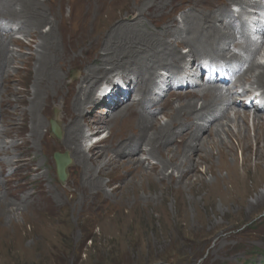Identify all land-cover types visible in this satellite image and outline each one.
<instances>
[{
    "label": "bare ground",
    "instance_id": "bare-ground-1",
    "mask_svg": "<svg viewBox=\"0 0 264 264\" xmlns=\"http://www.w3.org/2000/svg\"><path fill=\"white\" fill-rule=\"evenodd\" d=\"M118 1H79L75 6L74 17L79 27L73 28L77 35L70 39L68 35L71 34L61 27V10L65 5L70 6L71 0H0V17L8 22H16L15 25L19 26L17 31L33 39L29 41L31 44L24 45L0 31V87L5 89L2 93L0 91V151L3 138L17 129V118L23 116V110L12 108L14 103L22 105L25 97L19 98L20 93L14 88V76L10 69H34L37 87L29 109L35 123L32 126L33 135H37L44 125L36 116L41 107V97L48 96L50 92L55 95L63 93L68 97V107L61 111L56 109L53 122L59 132L63 131L62 140L67 155L81 168V180L74 189L80 196L88 198L101 195L107 185L102 182V177H109L117 171L118 175L112 178V181L118 182L115 189L134 190L138 178L149 183L163 184L167 181L174 185L176 193L188 189L193 195L206 188L209 192H220V186L226 185V191L220 195L223 201H228L229 208L236 205L237 212H252L257 207L262 208L264 193L255 192L253 201L246 202L238 197L234 188H239L241 184L235 166L236 151H240V169L246 175H249L252 157L255 159V168L260 166L259 160L264 158V64L254 62L264 44V27H259L257 22L252 24L258 33L256 35L261 38L258 43L250 39L249 32L246 33V22L236 27L225 19L231 20L226 6L228 2L238 7L237 18H243L246 12L252 14L264 8V0L245 3V7L242 0H223L221 8L217 0H122L121 9L132 14L129 23L122 21L119 13H116L120 4ZM172 5L178 11L188 10L181 17L180 24L169 14ZM71 11L70 6L69 18ZM42 26L49 28L42 31ZM10 43L18 50L10 51ZM33 44L36 49L32 48ZM182 48L188 49L187 56L180 53ZM78 53L81 54L79 77L66 84L61 71L66 68L67 60L80 58ZM197 56H203L215 64L223 63L227 72L236 78L238 86L226 89L224 83L208 81L196 86L198 89L185 93L179 92L180 88H177L178 92L172 95L166 93L162 101L153 103L151 96L159 84L154 79L158 71L167 70L175 78L179 77L182 71L178 64L185 57ZM188 68L193 71L187 65L186 70ZM198 68L199 65L196 66ZM119 70L132 75L135 83L133 80L130 84L128 77L127 84H121V90L113 89L103 100L98 98L101 100L99 103H102V111L109 114L107 138L104 140L108 143L103 147L97 143L85 149L81 140L85 138L84 128L88 127L84 113L86 104L92 102L95 86L104 79L106 72ZM242 82L255 86L254 92L262 95L261 104L252 105L251 101L247 107L240 103L242 98L234 90L237 87L241 94L248 93L247 89L241 88ZM162 84L171 86L168 80L162 81ZM128 89L138 94L137 102L128 103V100H124ZM248 94L244 97L249 98ZM9 97L14 99L8 100ZM157 114L165 118L164 124L159 123L155 117ZM248 121H251L250 127ZM22 142L19 145L11 140L15 154L19 156L17 162L20 167L26 156V140ZM139 154L147 157V166L144 159L136 158ZM216 157L219 163L215 164ZM151 161L156 163L152 164ZM10 162V156L5 154L0 159V169L9 166ZM201 166H204L203 171H200ZM169 169L171 173L166 175ZM38 170L35 169L36 172ZM221 170L225 171L226 179L220 175ZM208 174L212 177L211 181H203L201 177ZM14 206L18 211L23 209L21 204ZM204 222L212 225L209 219ZM222 233L216 232L211 236L213 247L221 246L226 237Z\"/></svg>",
    "mask_w": 264,
    "mask_h": 264
},
{
    "label": "rangeland",
    "instance_id": "rangeland-1",
    "mask_svg": "<svg viewBox=\"0 0 264 264\" xmlns=\"http://www.w3.org/2000/svg\"><path fill=\"white\" fill-rule=\"evenodd\" d=\"M71 1L70 18L69 4L61 10V14L63 13L61 27L71 34L68 38L73 39L77 35L74 29L79 27L74 19L75 6L81 0ZM121 1H118L120 4L116 13H119L122 21L129 23L132 14L130 11L121 9L123 5ZM242 1L245 7V3L252 4L259 0ZM217 4L221 8L223 0H217ZM226 6L231 20L228 18L225 20L236 27L244 22V17L253 19V15L249 12H246L243 18H237L238 7L230 2ZM185 12L188 10L178 11L173 5L169 9L170 16H173L179 24ZM56 13L58 14V8ZM0 22V31L12 40L24 45H28L29 41L33 40L17 31L19 26H16V22H8L1 17ZM148 26H151L150 23ZM42 27V31H47L49 28ZM245 31L247 33L248 29ZM256 34L258 33L253 34L256 37L250 36V39L260 43V35ZM35 46L33 44L32 48L36 49ZM8 49L18 50L11 43ZM187 51L186 48L180 49V53L184 56L188 55ZM258 55L254 62L263 65L264 44L261 45ZM78 56L80 58L76 60H67L66 68L61 71L66 84L79 77L81 54L78 53ZM202 57H185V60L178 64L182 73L176 78L167 70H159L154 78L159 84L153 90L151 101L159 103L165 98L164 94L172 95L178 92L177 88H180L179 92L185 93L198 89L196 86L206 83L204 76L198 75L196 69V66L206 61ZM187 65L193 71H189V68L186 70ZM226 68H220L216 76L226 79L227 82H222L226 89H231L233 85L238 86L236 78L231 72H227ZM14 69H10L14 76V88L20 93L19 98L25 97V99L22 105H15V103L12 105V108L18 107L19 110H23V116L17 118V129L3 138L4 143L0 151V159L4 158L5 154L11 158L10 165L0 169V172L3 171L0 176V264H264V205L261 206L262 208L253 209L252 212L245 210L237 212L236 205L230 206V209L227 205L228 201H223L220 195L226 191V185L220 186V192H209L206 188L199 194L193 195L188 189L176 193L174 185L168 184L167 181L162 182L163 184L149 183L138 178L134 183L136 188L134 194L132 189H115L118 185V182L112 181V178L118 175L115 171L109 177H102V182L107 185L103 188L101 195L84 198L79 192H74L75 186H78L81 180V168L67 155L68 151L62 140L63 131L60 130L58 139L54 138L49 131L50 121H53L56 109L61 111L68 107V97L63 93L55 95L52 92L48 95L49 97L44 95L41 97V107L39 111L37 110L36 116L44 122V125L37 135H33L32 126L35 123L29 109H31V98L36 86L35 71L34 69L30 71ZM127 78L130 79V84L133 80L135 83L133 76L128 75L127 72L108 71L104 79L95 86L94 98L92 102H87L84 110L88 127L84 128L85 138L81 140V144L85 149L97 143L100 147L107 146L108 142L104 140L107 138L109 114L102 111V103L99 102L111 90L116 88L121 90V84H127ZM164 80H168L171 86L162 84ZM213 82L215 83L216 80ZM136 84H138L137 81ZM186 86L189 88L187 89ZM241 88L247 89L248 93L255 91L253 90L255 86L246 82L241 83ZM3 90L5 89L0 87L1 93ZM122 92L126 91L122 90ZM240 92L241 90L236 87L234 93L241 96L240 103L244 104L246 98L244 95L248 93L243 95ZM100 97L101 100L98 99ZM13 99L8 98V100ZM124 100H128V103L137 102L139 96L128 89ZM250 104L251 101L244 105L249 107ZM199 105L200 103L198 107ZM252 105H255L253 101ZM230 116H233L232 112ZM155 117L161 125L165 123L162 115L157 114ZM250 122L248 121L249 127ZM12 139L19 145L26 140V146L24 145L26 156L21 167L17 162L19 156L15 154L11 145ZM232 143L235 145L234 141ZM54 153H65L70 160V165L66 169L67 176L63 182L57 179L55 173ZM136 158L144 159L143 161L147 159L143 154L137 155ZM151 162L156 163V161ZM259 162L260 166L255 168V159L252 157L249 175L243 174L240 169L241 154L239 150L236 151L235 166L241 178V184L239 188H234V191L246 202L253 201L255 192L264 193V158ZM216 163H219L217 157ZM145 164L147 166L148 162L146 161ZM37 168L39 170L36 172ZM203 169L204 166H201L200 171ZM170 173L171 169L167 170L166 175ZM173 175L176 176L175 173ZM220 175L226 179L224 170L220 171ZM201 179L210 182L212 177L208 174ZM14 204H21L23 209L18 211ZM205 219H209L212 225L204 222ZM220 231L223 232L222 236L226 237L221 246L215 248L211 236Z\"/></svg>",
    "mask_w": 264,
    "mask_h": 264
},
{
    "label": "water",
    "instance_id": "water-1",
    "mask_svg": "<svg viewBox=\"0 0 264 264\" xmlns=\"http://www.w3.org/2000/svg\"><path fill=\"white\" fill-rule=\"evenodd\" d=\"M49 131L50 134L54 136V138L58 139L60 137V132L53 121H50ZM53 161L55 164V173L57 179L60 182H63L67 176L66 169L70 165V160L68 159L65 153L64 154L54 153Z\"/></svg>",
    "mask_w": 264,
    "mask_h": 264
},
{
    "label": "clouds",
    "instance_id": "clouds-1",
    "mask_svg": "<svg viewBox=\"0 0 264 264\" xmlns=\"http://www.w3.org/2000/svg\"><path fill=\"white\" fill-rule=\"evenodd\" d=\"M256 105V104H255Z\"/></svg>",
    "mask_w": 264,
    "mask_h": 264
}]
</instances>
